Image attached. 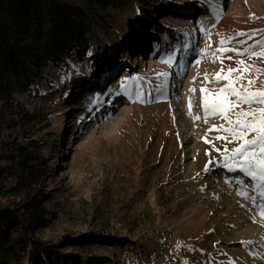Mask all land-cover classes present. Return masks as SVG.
I'll return each instance as SVG.
<instances>
[{
  "label": "rangeland",
  "instance_id": "374dc122",
  "mask_svg": "<svg viewBox=\"0 0 264 264\" xmlns=\"http://www.w3.org/2000/svg\"><path fill=\"white\" fill-rule=\"evenodd\" d=\"M152 1L102 12L113 25L98 40L106 54L67 72L50 66L53 88L18 96L49 116L50 223L38 237L86 264H264V216L252 201L264 196L238 164L225 166V149L242 141L215 139L227 134L209 129L228 124L205 120L201 91L238 76L237 87L264 84V58L249 55L264 50V0ZM241 60L253 67L229 74Z\"/></svg>",
  "mask_w": 264,
  "mask_h": 264
},
{
  "label": "trees",
  "instance_id": "16d2710c",
  "mask_svg": "<svg viewBox=\"0 0 264 264\" xmlns=\"http://www.w3.org/2000/svg\"><path fill=\"white\" fill-rule=\"evenodd\" d=\"M123 2L143 8L153 4L152 0H0V264H86L80 254H62L60 246L38 237L50 223L46 206L50 197L44 192L50 160L42 155L48 142L41 138L49 116L18 96L53 88L50 66L67 72L73 62L90 54H106V47L99 50L98 40L110 34L113 25L102 12ZM5 200L11 203L3 204ZM74 241L67 245H85Z\"/></svg>",
  "mask_w": 264,
  "mask_h": 264
},
{
  "label": "snow or ice",
  "instance_id": "6c2138e0",
  "mask_svg": "<svg viewBox=\"0 0 264 264\" xmlns=\"http://www.w3.org/2000/svg\"><path fill=\"white\" fill-rule=\"evenodd\" d=\"M243 35V33H240ZM264 47V45H262ZM238 55L243 53L238 50ZM250 56H257L264 58V50L260 52L250 51ZM231 59V57H229ZM239 68H229L228 73L231 74L236 71L248 72L253 66L246 64L243 60L239 61ZM223 72V69H221ZM243 76H238L235 81H231L217 90L201 89L202 92H207L209 95L204 97L203 108L205 111V120L208 114L221 115L228 124V127L223 125L213 126L209 129L223 130L227 135L217 136L215 139L228 140L231 136L236 141H242L238 147L230 150L225 149V152L230 151V155L225 156L227 163L225 166L233 169V163L240 166V171L245 175L258 181L257 187L261 188V195L264 196V84L254 90H249L254 84V80H248L247 86L240 84L238 87L234 86L238 83ZM207 79V76H205ZM216 81L222 79H229L228 76H222L217 73L215 76ZM195 91V89H192ZM212 96L213 98H209ZM235 97V99H231ZM261 105V107H253L252 105ZM240 105H248L247 109L240 107ZM191 109V102L189 103ZM239 108L237 111L236 109ZM232 114L231 117L229 114ZM191 114V113H190ZM234 117V119L232 118ZM195 119H200L199 116ZM205 142H210L206 139ZM219 151V149H217ZM242 183V182H241ZM247 195V193H242ZM252 201L256 207L260 209V215L264 216V204L256 203V198L252 197Z\"/></svg>",
  "mask_w": 264,
  "mask_h": 264
},
{
  "label": "bare ground",
  "instance_id": "6f19581e",
  "mask_svg": "<svg viewBox=\"0 0 264 264\" xmlns=\"http://www.w3.org/2000/svg\"><path fill=\"white\" fill-rule=\"evenodd\" d=\"M194 24L196 25V23H194ZM200 26H201V24H200ZM196 28L198 29V26H197V25H196ZM67 121H68V119H67ZM67 121H65V122L63 123L64 126H66V122H67ZM65 128H66V127H65ZM65 128H64V129H65ZM62 130H63V128L61 129V131H62ZM59 134H60V132H59Z\"/></svg>",
  "mask_w": 264,
  "mask_h": 264
}]
</instances>
